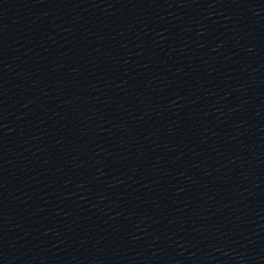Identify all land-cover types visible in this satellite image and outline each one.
Here are the masks:
<instances>
[{
  "label": "water",
  "instance_id": "1",
  "mask_svg": "<svg viewBox=\"0 0 264 264\" xmlns=\"http://www.w3.org/2000/svg\"><path fill=\"white\" fill-rule=\"evenodd\" d=\"M0 264H264V0H0Z\"/></svg>",
  "mask_w": 264,
  "mask_h": 264
}]
</instances>
